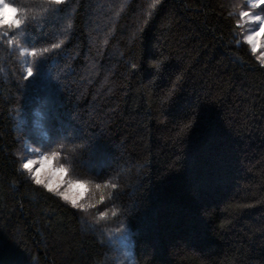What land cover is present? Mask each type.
Segmentation results:
<instances>
[{
  "label": "trees",
  "instance_id": "16d2710c",
  "mask_svg": "<svg viewBox=\"0 0 264 264\" xmlns=\"http://www.w3.org/2000/svg\"><path fill=\"white\" fill-rule=\"evenodd\" d=\"M5 3L0 264H119L122 231L134 264H264V65L239 19L264 7ZM28 144L82 206L36 183Z\"/></svg>",
  "mask_w": 264,
  "mask_h": 264
},
{
  "label": "rangeland",
  "instance_id": "374dc122",
  "mask_svg": "<svg viewBox=\"0 0 264 264\" xmlns=\"http://www.w3.org/2000/svg\"><path fill=\"white\" fill-rule=\"evenodd\" d=\"M246 3L251 7V4L254 0H245ZM248 12L258 15L254 10H247ZM4 20L10 21L13 19V14L9 11H5L0 17ZM242 28L244 30V41L246 42V37L252 35L253 33L259 32L260 35L257 36V43L262 45L259 46L255 52V56L258 58H264V32H260L259 22H251L249 19L241 21ZM247 43V42H246ZM252 50V45L247 43ZM24 52V50H22ZM26 157L23 164L27 163L29 160H32L36 163H33L32 170L29 172L32 177H35V174L41 168L39 161L47 157L49 162L44 165L43 171L40 172L39 179L41 180L40 185H42L48 191L59 196L63 201L69 203L73 206H82L83 200L86 195V186L80 182L73 181L66 177V174L63 171H60L61 168L55 166L52 160L43 153H40L34 146L26 145ZM36 181V179L34 178ZM51 188V190H50ZM74 202V203H73ZM108 242L115 246L118 249V254L120 256L119 264H134L130 256V252L127 247V236L122 231L120 233H111L107 236Z\"/></svg>",
  "mask_w": 264,
  "mask_h": 264
},
{
  "label": "snow or ice",
  "instance_id": "6c2138e0",
  "mask_svg": "<svg viewBox=\"0 0 264 264\" xmlns=\"http://www.w3.org/2000/svg\"><path fill=\"white\" fill-rule=\"evenodd\" d=\"M51 2L54 4L60 5V4L64 3V0H51ZM156 2L159 3V0H156ZM251 7L252 8L264 7V0H254V2L251 4ZM5 11L11 12L13 14V19L10 21H7V20L0 18V26L7 25L10 28L13 26L19 27L20 24L22 23V21L15 18L16 14L18 13L19 10L15 7H10L9 4L5 3V0H0V17H2V15ZM246 18L249 19L251 22H254V23L259 22L260 32H264V16L254 15L253 13L248 12V11L240 12L239 19L241 21H244ZM259 35H260V33L256 32V33H253L252 35H248L246 37V42L252 45V52L253 53H255L257 51L259 46H262V45L257 43V36H259ZM259 59H260L261 64L264 65V58H259ZM32 75H33V69L30 68L28 70V76L31 77ZM33 163H36V162L29 160L27 163L23 164V168L30 172L32 170ZM39 163L41 164V168H40V170H38L36 172L35 177H34L36 179L37 184L41 183V180L39 179V175H40V172L43 171L44 165L48 164L50 162H49L48 158L45 157V158H43V160L39 161ZM60 171H63V169H60ZM50 190H51V188H50Z\"/></svg>",
  "mask_w": 264,
  "mask_h": 264
}]
</instances>
